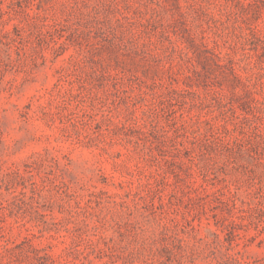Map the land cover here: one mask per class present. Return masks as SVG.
Instances as JSON below:
<instances>
[{"label": "rangeland", "instance_id": "rangeland-1", "mask_svg": "<svg viewBox=\"0 0 264 264\" xmlns=\"http://www.w3.org/2000/svg\"><path fill=\"white\" fill-rule=\"evenodd\" d=\"M0 264H264V0H0Z\"/></svg>", "mask_w": 264, "mask_h": 264}]
</instances>
